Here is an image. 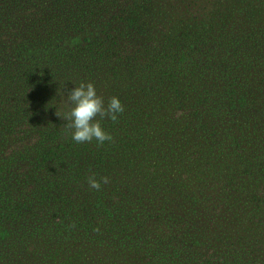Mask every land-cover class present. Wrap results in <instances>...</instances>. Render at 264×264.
Wrapping results in <instances>:
<instances>
[{"label": "rangeland", "instance_id": "obj_1", "mask_svg": "<svg viewBox=\"0 0 264 264\" xmlns=\"http://www.w3.org/2000/svg\"><path fill=\"white\" fill-rule=\"evenodd\" d=\"M77 5L67 35L0 16L35 58L0 70V264H264V0ZM87 82L112 142L56 115Z\"/></svg>", "mask_w": 264, "mask_h": 264}, {"label": "trees", "instance_id": "obj_2", "mask_svg": "<svg viewBox=\"0 0 264 264\" xmlns=\"http://www.w3.org/2000/svg\"><path fill=\"white\" fill-rule=\"evenodd\" d=\"M78 0H0V16L8 22L28 21L27 18L35 20L37 17H43L46 20L53 21V25L61 26L58 31H50L48 34L67 35L71 29V22H79L83 18L80 12L82 8L77 5ZM75 26V25H74ZM8 32L18 35L14 29H8V26L0 28V70L8 66H15L19 70L28 68L32 65L35 59L33 56H28L22 51L24 46L33 47V41L30 38H19L14 45L19 46L14 48L11 41H6L4 35ZM9 42V43H8ZM56 46H60L58 43ZM61 48L59 52H62ZM66 53H74L79 50L77 44L66 47L63 51ZM14 51V52H13ZM10 78V77H9Z\"/></svg>", "mask_w": 264, "mask_h": 264}, {"label": "clouds", "instance_id": "obj_3", "mask_svg": "<svg viewBox=\"0 0 264 264\" xmlns=\"http://www.w3.org/2000/svg\"><path fill=\"white\" fill-rule=\"evenodd\" d=\"M64 103L68 110L63 114L56 110V115L65 121V130L70 133L72 140L78 144L93 140L99 145L105 141L112 142L113 137L101 127L96 118L117 121L118 114L125 111V106L118 98L111 97L105 105L104 99L97 95L94 84L87 82L69 90ZM103 182L107 183L108 178L104 177ZM88 184L95 190L101 188L100 181L92 176L88 178Z\"/></svg>", "mask_w": 264, "mask_h": 264}]
</instances>
